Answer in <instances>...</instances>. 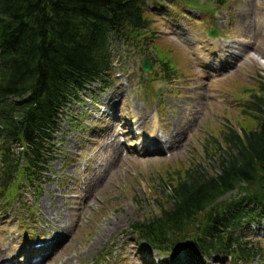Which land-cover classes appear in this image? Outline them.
I'll use <instances>...</instances> for the list:
<instances>
[{
	"label": "rangeland",
	"instance_id": "1",
	"mask_svg": "<svg viewBox=\"0 0 264 264\" xmlns=\"http://www.w3.org/2000/svg\"><path fill=\"white\" fill-rule=\"evenodd\" d=\"M192 1L197 7L164 0L156 8L148 2L157 30L150 50L118 45L109 82L92 85L70 106L51 180L39 199L28 194L7 209L0 205V262L187 260L183 253L170 260L151 250L130 231L131 223L156 211L147 195L171 167L193 162L214 171L217 157H204V147L220 141L223 128L238 129L247 101L264 80V0ZM162 55L173 68L168 81ZM144 56L155 69L150 75L142 71ZM157 143L163 151L148 152ZM255 231L264 240V221ZM252 264H264V258Z\"/></svg>",
	"mask_w": 264,
	"mask_h": 264
},
{
	"label": "trees",
	"instance_id": "2",
	"mask_svg": "<svg viewBox=\"0 0 264 264\" xmlns=\"http://www.w3.org/2000/svg\"><path fill=\"white\" fill-rule=\"evenodd\" d=\"M161 0H0V204L36 199L49 181L65 109L108 77L113 46L150 43L147 2ZM197 7L192 0H174ZM217 30V29H216ZM163 58H165L162 55ZM160 59L164 75L173 68ZM102 83V82H101ZM237 128L203 149L214 171L177 165L147 195L157 208L132 224L150 247L193 259L251 264L263 255L246 225L264 217V83L251 94Z\"/></svg>",
	"mask_w": 264,
	"mask_h": 264
},
{
	"label": "water",
	"instance_id": "3",
	"mask_svg": "<svg viewBox=\"0 0 264 264\" xmlns=\"http://www.w3.org/2000/svg\"><path fill=\"white\" fill-rule=\"evenodd\" d=\"M143 70L146 73H149L151 71V65H150L148 59H146V58L143 60Z\"/></svg>",
	"mask_w": 264,
	"mask_h": 264
},
{
	"label": "bare ground",
	"instance_id": "4",
	"mask_svg": "<svg viewBox=\"0 0 264 264\" xmlns=\"http://www.w3.org/2000/svg\"><path fill=\"white\" fill-rule=\"evenodd\" d=\"M196 94H197V93H196ZM197 101H198V100L195 99V102H197ZM172 135H173V136H178L176 133H173V132H172ZM154 137H155V136H154ZM156 139H158L157 136H156ZM165 142H166V143H169V138H168V139H165ZM0 264H4V262L1 261Z\"/></svg>",
	"mask_w": 264,
	"mask_h": 264
}]
</instances>
